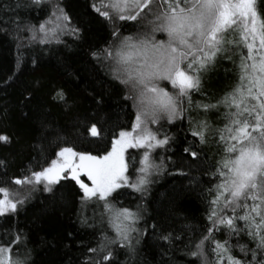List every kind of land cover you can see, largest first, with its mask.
I'll use <instances>...</instances> for the list:
<instances>
[{"label": "trees", "instance_id": "1", "mask_svg": "<svg viewBox=\"0 0 264 264\" xmlns=\"http://www.w3.org/2000/svg\"><path fill=\"white\" fill-rule=\"evenodd\" d=\"M52 3L44 0L39 6L17 8V0H0V20L18 18L21 22L20 31L14 25L8 26L7 32L0 31V133L14 137L10 145L0 143V160L6 163V167L0 166V186L12 185L8 182L27 174L28 169L47 167L60 146L98 154L97 150L110 146L116 133L129 130L135 122L136 109L131 100L124 99V87L90 53L114 43V31L121 36L146 31L147 20H120L111 9H102L113 16L109 20L91 8L92 3L99 7L101 0H60L71 17L67 28H80L79 37L64 29L55 36L49 32L47 37L38 32L32 40V32L25 26L38 29L51 16ZM258 7L264 9V0H258ZM156 38L167 36L157 33ZM226 39L237 42V46L225 45L231 59L218 55L216 66L203 76L201 90L192 91L191 107L185 102L182 118L153 126L158 138L166 134L171 139L167 145L151 150L152 160L156 164L163 161V166L150 178L147 192L124 187L109 198L118 208L136 211L140 206L142 218L136 228L143 235L134 234L140 239L135 256L130 258L127 249L111 244L113 259L103 264H201V258L190 252L205 236L209 237L204 240V251L210 264L216 259L212 251L216 241H227L229 254L241 260L245 259L241 246H255L244 221L234 220L240 229L235 233L226 225L216 224L215 217L209 219L215 186L220 182L213 173L225 155L224 144L212 134L229 123L230 110L223 104L207 109L203 105H217L233 91L239 83L241 55H247L238 34L229 32ZM59 89L67 97V106L56 96ZM29 94L31 100H25ZM97 121L98 127L102 125L103 139L87 131L89 123ZM200 121H206L210 129L205 144L192 135L194 128L199 130ZM52 130L59 133V140L50 135ZM190 146L199 153L198 158L184 151ZM144 151L137 148L126 153L132 181L138 176ZM80 196L79 186L70 179L56 185L54 194L35 191L22 206L18 205L16 213L0 216V243L6 244L15 234H21L13 253L27 252L29 264H88L90 257L99 262L104 252L92 253L89 249L98 248L105 236L115 239L116 232L103 201L94 198L82 205ZM223 214L231 216L232 211L229 208ZM243 214L242 209H236L237 217ZM169 234L171 241L161 239ZM224 264H228L227 255Z\"/></svg>", "mask_w": 264, "mask_h": 264}, {"label": "snow or ice", "instance_id": "2", "mask_svg": "<svg viewBox=\"0 0 264 264\" xmlns=\"http://www.w3.org/2000/svg\"><path fill=\"white\" fill-rule=\"evenodd\" d=\"M43 3L44 0H23V3L17 0L16 7ZM5 8L7 10V6ZM91 8L109 20L113 16L102 9H111L120 20L135 21L138 17L147 20L148 31L135 36H121L114 31V43L90 53L124 87V99L131 100L136 109L135 122L130 130L121 129L116 133L110 140V146L97 150L95 155L60 146L55 153L56 158L51 159L47 167L40 166L38 171L28 169L27 174L8 182L24 191L0 186V216L16 213L18 205L22 206L33 192L42 190L54 194L56 185L70 179L79 186L82 205L94 198L97 202L103 201L116 232L115 239L109 240L105 236L98 248L89 249L92 253L104 252V255L99 262L90 257L88 264L112 261L111 244L127 249L130 258L135 256L136 246L140 243V239L134 236L140 233L136 228L142 218L140 206L136 211L118 208L109 198L124 187L147 192L153 171L163 166V161L156 164L152 160L151 150L167 145L171 139L166 134L162 139L158 138V130L154 132L149 125L159 124L161 119L174 121L182 118L185 102L191 107L192 91L201 90L203 76L216 66L218 55L231 59L226 55L225 45L237 46L236 41L226 39V35L232 32L238 34L247 49V55H241L238 65L239 83L217 105H203L207 109L223 104L230 110L229 123L212 134L224 144L225 155L213 173L220 182L215 186V197L211 201L214 207L209 219L215 217L216 224L226 225L235 233L240 229L235 227L234 220L244 221L247 235L255 246H241L240 251L245 256L241 260L229 254L225 247L227 241H216L212 250L216 259L211 264H224L225 255L228 264H264V9L258 7V0H108V3L101 0L99 7L92 3ZM70 23L71 17L61 7L60 0H53L49 19L38 29L26 25L25 30L32 32V40L37 38L38 32L47 37L49 32L55 36L58 30L64 29L79 37L80 28H67ZM48 24L52 26L46 28ZM10 25H14L17 31L21 30L19 19L12 18L0 20V31L7 32ZM156 33L166 34L167 39L157 40ZM42 42L48 41L42 38ZM161 82H168L174 91L161 87ZM56 96L67 106V97L62 89L56 91ZM31 98L29 94L25 100ZM233 107L235 111H231ZM98 123H89L87 131L92 137L103 139L102 125L98 127ZM197 127L199 130L194 128L192 135L198 137L201 144L207 143L210 133L207 122L200 121ZM50 135L60 139L55 130ZM13 139L12 135L0 133V143L10 145ZM137 148L145 151L139 175L133 182L128 175L125 153L128 149ZM184 151L192 158L199 157L191 146ZM0 166L6 167L5 161L0 160ZM229 208L232 215L225 216L223 213ZM237 208L244 214L237 217ZM211 231L209 229V233ZM21 239V234L17 233L6 244L0 243V264H29L27 252L13 253V247L18 246ZM161 239L171 241L172 237L170 234L162 235ZM207 239L209 237L205 236L194 245L195 251L190 252L193 257L201 258V264H210L204 251V240Z\"/></svg>", "mask_w": 264, "mask_h": 264}, {"label": "rangeland", "instance_id": "3", "mask_svg": "<svg viewBox=\"0 0 264 264\" xmlns=\"http://www.w3.org/2000/svg\"><path fill=\"white\" fill-rule=\"evenodd\" d=\"M149 30V26L147 27V29H146V31H148ZM145 32V31H144ZM157 34V33H156ZM41 37H43V35L41 36ZM42 39V38H41ZM164 39V38H163ZM161 87H164V88H166L168 91H170V92H173L174 91V89L171 87V85L168 83V82H161ZM198 118H202V117H198ZM164 119H161L160 120V122L161 121H163ZM156 124H150L149 125V127L153 130V126H155ZM131 129V128H130ZM129 129V130H130ZM127 153V152H126ZM126 153H125V157L127 156L126 155ZM126 160H127V158H126ZM157 173V170H154L153 171V173H152V175L150 176V178L151 177H154L155 176V174ZM138 175H139V173H138ZM82 179H83V176H82ZM132 181V180H131ZM86 182H88V181H86ZM134 182V181H133ZM9 188H10V190H12V191H16V190H20V191H24V189H22L20 186H17V185H15V184H12V185H9L8 186ZM34 193V192H33ZM32 193V194H33ZM237 209H239V208H237Z\"/></svg>", "mask_w": 264, "mask_h": 264}]
</instances>
